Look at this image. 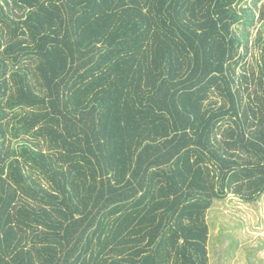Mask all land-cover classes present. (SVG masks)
Instances as JSON below:
<instances>
[{
    "label": "trees",
    "instance_id": "1",
    "mask_svg": "<svg viewBox=\"0 0 264 264\" xmlns=\"http://www.w3.org/2000/svg\"><path fill=\"white\" fill-rule=\"evenodd\" d=\"M263 193L264 0H0V264H210Z\"/></svg>",
    "mask_w": 264,
    "mask_h": 264
},
{
    "label": "rangeland",
    "instance_id": "2",
    "mask_svg": "<svg viewBox=\"0 0 264 264\" xmlns=\"http://www.w3.org/2000/svg\"><path fill=\"white\" fill-rule=\"evenodd\" d=\"M210 264H264V193L255 202L234 195L207 213Z\"/></svg>",
    "mask_w": 264,
    "mask_h": 264
}]
</instances>
